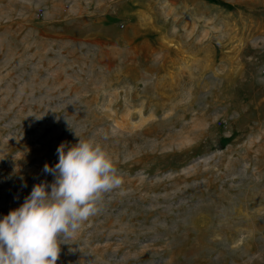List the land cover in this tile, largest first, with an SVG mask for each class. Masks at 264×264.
<instances>
[{
  "label": "rangeland",
  "instance_id": "obj_1",
  "mask_svg": "<svg viewBox=\"0 0 264 264\" xmlns=\"http://www.w3.org/2000/svg\"><path fill=\"white\" fill-rule=\"evenodd\" d=\"M78 137L123 185L57 264H264V0H0V219Z\"/></svg>",
  "mask_w": 264,
  "mask_h": 264
},
{
  "label": "clouds",
  "instance_id": "obj_2",
  "mask_svg": "<svg viewBox=\"0 0 264 264\" xmlns=\"http://www.w3.org/2000/svg\"><path fill=\"white\" fill-rule=\"evenodd\" d=\"M66 147L56 149L58 163L44 165L54 181L36 184L23 204L0 219V264H57L61 244L101 211L105 194L122 187L99 144L79 138Z\"/></svg>",
  "mask_w": 264,
  "mask_h": 264
}]
</instances>
